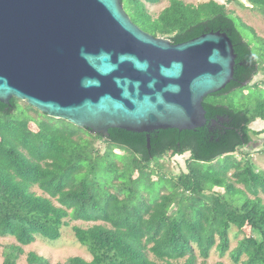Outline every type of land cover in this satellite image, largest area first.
Wrapping results in <instances>:
<instances>
[{
  "label": "trees",
  "instance_id": "trees-1",
  "mask_svg": "<svg viewBox=\"0 0 264 264\" xmlns=\"http://www.w3.org/2000/svg\"><path fill=\"white\" fill-rule=\"evenodd\" d=\"M122 1L139 14V26L145 31L176 44L212 31L227 33L237 54L235 80L205 98L208 123L204 127L155 130L149 134L150 146L145 132L113 128L104 139L48 113L35 122L36 131L30 126L33 121L11 117L19 107L41 111L28 103L19 106L15 97L9 105L0 103V234L16 239L5 247L3 264H18L23 247L38 236L58 240L69 225L68 218L104 224L72 227L92 259L75 256L66 264H198L196 251L201 264H208L215 246L222 255L230 249V229L245 223L252 234L232 250L234 262L264 264V202L260 197L264 171L255 170L250 160L238 161L233 154L253 142L250 125L264 120V99L257 100L252 112L209 99L246 90L262 70L264 58L255 53L226 7L214 0L199 5L170 0L158 17L148 14L144 2L161 0ZM247 1L264 15V0ZM212 119L217 123L213 125ZM81 131L89 138L77 136ZM91 138L129 153L107 149L102 154L95 151ZM188 151V172L175 179L153 180L147 171L155 159ZM118 187L123 198L111 191ZM151 188L157 192L155 198L150 197ZM166 188L170 192L162 191ZM238 196L243 197L242 203L236 202ZM26 264L51 262L31 251Z\"/></svg>",
  "mask_w": 264,
  "mask_h": 264
},
{
  "label": "water",
  "instance_id": "water-1",
  "mask_svg": "<svg viewBox=\"0 0 264 264\" xmlns=\"http://www.w3.org/2000/svg\"><path fill=\"white\" fill-rule=\"evenodd\" d=\"M236 59L227 33L176 44L122 0H0V103L15 97L104 139L120 128L150 146L155 130L204 127V100L235 80Z\"/></svg>",
  "mask_w": 264,
  "mask_h": 264
},
{
  "label": "rangeland",
  "instance_id": "rangeland-1",
  "mask_svg": "<svg viewBox=\"0 0 264 264\" xmlns=\"http://www.w3.org/2000/svg\"><path fill=\"white\" fill-rule=\"evenodd\" d=\"M187 4L199 5L201 3L209 2L211 0H183ZM217 3L224 5L226 7L227 13L232 17L239 30L242 32L243 36L249 41L254 51L257 55H260L264 58V15L257 9L254 8L247 0H214ZM170 0H161L159 3L152 4L146 3L147 9L150 14L154 17H158V14L162 12L164 8L169 6ZM125 8L127 12L132 13L130 8L126 5ZM261 37L262 39L258 38ZM167 38V37H166ZM263 47V49H262ZM246 90H242L241 88L235 89L229 94H225L222 96L214 97L210 96L209 99L212 101H216L218 103L226 104L228 106H235V108H250L251 112L254 111L256 108V102L259 98L263 96L264 99V62L262 61V70L260 73L254 78V80L250 83ZM254 84L260 85L253 86ZM20 100V99H19ZM17 100L19 106H25L27 102L22 100ZM43 112L39 113L34 109L25 107H19L16 113H13L11 118H16L20 120H30L33 121L30 123V126L34 130H38V126L35 122L37 120H42L45 118L42 114ZM251 128V135L253 137V142L246 147H241L237 150L234 154V157L245 163L246 160H250V162L254 165L255 170L257 171H264V132L260 134H256L258 131H264V120L257 119L250 125ZM77 136L88 137V134L84 131L78 133ZM78 138V137H76ZM94 143L95 151L98 150L100 153H104L107 149L113 150L115 153L120 155H126L129 151L122 147L111 146L107 143H104L101 140H94L91 138ZM191 153L185 152V154H173L169 153L164 157L158 158L153 160L148 170L152 172L153 180H158L159 177L162 179H175L181 173L188 172V165L187 162L190 158ZM119 162V161H118ZM119 165L121 163L119 162ZM234 170H231L230 174ZM138 172L135 174L137 176ZM229 174V175H230ZM117 184H120V181H116ZM159 184H157L158 186ZM237 187L244 188L242 184H236ZM161 186V185H160ZM120 187H122L120 185ZM112 188V192H116L120 195L121 198L125 196L123 192H120L119 188ZM160 188V187H159ZM34 190L41 194L42 191L35 187ZM170 188H166L162 190L165 193L170 192ZM217 191L225 192L223 188H216ZM148 192V191H147ZM152 193V194H151ZM157 192L150 189V197L155 198V194ZM147 195L146 192H144ZM254 198L253 195H250ZM260 197L264 202V193H260ZM239 202H243V197L238 196ZM176 209V208H173ZM69 225L67 227H63L62 229V236L58 240H49L47 238H43L38 236L36 241L30 245L24 246L23 250L24 253L20 256L19 260L17 261L18 264H26L27 263V255L31 251H35L36 253L43 255L46 257L51 264H66L67 260L70 257L80 256L86 260L92 259V254L87 249L86 246L82 245L78 239L76 238L72 227L74 225L88 228L94 224L100 223L104 224L103 221L98 222H86L82 220H71L68 218ZM252 234L251 226L245 223L241 227L233 226L230 231V249L226 254L222 255L219 248L215 246L210 254V257L207 259L208 264H217L219 262L223 264H236L234 259L231 255L233 249L236 248L238 242L245 236L250 237ZM219 242V240H218ZM16 239L12 236H2L0 234V264H3L4 261V250L5 247L9 244H15ZM198 255V264H201L203 259L199 255V252L196 251ZM153 257V255H151ZM243 260L245 257L242 258Z\"/></svg>",
  "mask_w": 264,
  "mask_h": 264
},
{
  "label": "flooded vegetation",
  "instance_id": "flooded-vegetation-1",
  "mask_svg": "<svg viewBox=\"0 0 264 264\" xmlns=\"http://www.w3.org/2000/svg\"><path fill=\"white\" fill-rule=\"evenodd\" d=\"M144 3H145V6H146V9H147V5H146V3H149V2H146V1H145ZM124 7H125V5H124ZM125 9H126V8H125ZM164 9H165V8H164ZM164 9H163V10H164ZM163 10H162V11H163ZM126 11H127V10H126ZM147 11H148V9H147ZM127 13H128V12H127ZM160 13H161V12H160ZM128 14H129L130 17L132 18V20H133L136 24L139 25V23H138L139 21L137 20V19H138L137 15H139V14H135L134 12H132V13L129 12ZM148 14L151 15L149 11H148ZM158 15H159V14H158Z\"/></svg>",
  "mask_w": 264,
  "mask_h": 264
},
{
  "label": "crops",
  "instance_id": "crops-1",
  "mask_svg": "<svg viewBox=\"0 0 264 264\" xmlns=\"http://www.w3.org/2000/svg\"><path fill=\"white\" fill-rule=\"evenodd\" d=\"M263 121V120H262Z\"/></svg>",
  "mask_w": 264,
  "mask_h": 264
}]
</instances>
